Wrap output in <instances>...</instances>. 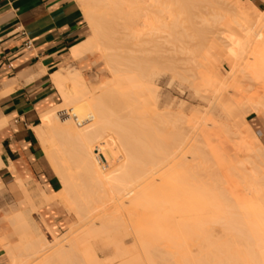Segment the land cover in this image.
Listing matches in <instances>:
<instances>
[{"label": "bare ground", "instance_id": "obj_1", "mask_svg": "<svg viewBox=\"0 0 264 264\" xmlns=\"http://www.w3.org/2000/svg\"><path fill=\"white\" fill-rule=\"evenodd\" d=\"M79 1L93 34L69 55L100 52L111 79L92 91L79 69L62 67L52 79L63 107L44 111L37 128L56 146L58 196H72L79 219L50 242L14 214L17 243L7 246L9 264H242V258L264 264V144L246 119L264 116V10L240 0ZM213 5L229 9L234 25H210ZM218 36L226 51L252 54L242 70L232 59L224 78L213 72L206 45ZM195 49L209 63L207 73L198 70ZM163 74L169 85L178 82L183 93L188 87L207 103L193 124L183 100L174 110L173 98L158 105L154 80ZM243 75L258 92L249 85L253 95L236 100L227 87ZM109 200L116 213L109 203L112 213L99 214ZM130 236L141 252L127 248ZM97 239L115 249L106 261L95 254Z\"/></svg>", "mask_w": 264, "mask_h": 264}, {"label": "crops", "instance_id": "obj_2", "mask_svg": "<svg viewBox=\"0 0 264 264\" xmlns=\"http://www.w3.org/2000/svg\"><path fill=\"white\" fill-rule=\"evenodd\" d=\"M248 1L264 8V0ZM84 15L76 0H0V261L17 243L14 214L50 235L69 217L53 198L61 181L37 128L59 92L52 75L90 36Z\"/></svg>", "mask_w": 264, "mask_h": 264}, {"label": "rangeland", "instance_id": "obj_3", "mask_svg": "<svg viewBox=\"0 0 264 264\" xmlns=\"http://www.w3.org/2000/svg\"><path fill=\"white\" fill-rule=\"evenodd\" d=\"M78 3H79V5H80V7H81V9L83 10V13L85 14V11H84V6H83V4L79 1V0H76ZM238 1V0H237ZM247 1L248 0H240V3H242L243 2V4H245V2L247 3ZM218 6V5H217ZM217 6H215V5H213V6H209L210 8H212L213 9V7H215V8H217ZM208 6H206V9H204V11L205 12H208V13H212L213 11H215V9L214 10H212V9H210ZM221 7V6H220ZM217 8V10H216V14L217 15H219V16H217L216 14H215V16H214V18H212L213 16L212 15H209L208 16V19L210 20V25H213L215 28L217 27V28H219V29H221L224 25H226L225 26V28L227 29L229 26H232V25H234V23H231V21H232V19L234 18V15H232L233 13L228 9V11H227V9H223V7H221V8ZM223 10V12L221 11V10ZM219 10H220V13H218L219 12ZM260 10H264V8L263 9H260ZM212 11V12H211ZM226 12V13H225ZM225 15V16H224ZM85 16V15H84ZM212 16V17H211ZM224 16V17H223ZM86 17V16H85ZM223 17V18H222ZM218 18H220V20H218ZM86 20V23H87V25H88V28H89V32H90V36L93 34V30H92V28L90 27V25H89V22H88V19L86 18L85 19ZM218 20V21H217ZM226 23V24H223L224 22ZM232 22H234V19H233V21ZM232 24V25H231ZM220 25V26H219ZM224 28V27H223ZM222 28V29H223ZM222 36H218V37H216L215 38V40H214V45L212 44V43H209L208 42V44H206V45H208V47L210 48V51H211V54H212V57H210V58H213V61H211L212 59H209V63H213V65H210V66H212V69H213V72H219V74H220V76L221 77H226L227 76V74H228V72L230 71V64H231V62L233 61H238L237 63H240L241 65H239L240 67V69H241V66H242V64H246L247 62H249L251 59H252V54H251V50H248V51H245L243 54H241L242 55V57H240L241 55H239V56H236L235 55V52L234 51H232L231 49L229 50V51H226V50H228L227 48V46L226 45H224L225 46V48H224V46L223 45H221L223 42H221L222 40V38H221ZM217 38H219V40L217 39ZM218 41H220L221 42V44H218L219 42H217V40ZM219 45H217V44ZM213 45V46H212ZM221 45V46H220ZM221 48V49H220ZM224 48V49H223ZM226 49V50H225ZM218 52H217V51ZM222 50H225L224 51V53H223V51ZM195 52H197V54L195 53ZM226 52V53H225ZM231 53V54H229L228 55V53ZM194 54H196V60H197V62L200 64L201 63V61H202V63H203V65H201L200 64V67H199V69L198 70H200L201 68V70L200 71H202V70H205V68L207 67L206 65L207 64H209L206 60H204V62H205V64H204V62H203V57L200 55V53L198 52V50L197 49H195V51H194ZM217 54V55H216ZM228 55V56H227ZM223 56V57H222ZM232 56V57H231ZM245 56V57H244ZM224 58V59H223ZM227 58H231L230 60H229V62H228V60L226 61V59ZM232 59H234V60H232ZM244 60V63H242L243 62V60ZM217 61V63H219L220 64V66L219 65H216V62L215 61ZM232 60V61H231ZM241 60H242V62H241ZM207 62V63H206ZM215 62V63H214ZM222 63V64H221ZM205 65V66H204ZM243 65V66H244ZM62 66H65V71H67V70H71V69H79L80 71H81V73H82V75L84 76V78L86 79V82H87V85L89 86V89L90 90H92V91H94V90H96V88H98V86H100V83H106L108 80H110L111 79V74L109 73V71H108V68L106 67V62H105V59L103 58V56L101 55V53L100 52H98V51H94L93 53H90V54H87L85 57H82V58H80V59H67L60 67H62ZM202 66V67H201ZM205 68H204V67ZM219 66V67H218ZM242 66V67H243ZM211 68V67H210ZM210 68H209V65H208V67L206 68V69H209L210 70ZM215 68V69H214ZM211 69V70H212ZM209 70H205V72L204 73H207ZM215 70V71H214ZM242 70V69H241ZM215 72V73H216ZM240 73H243V72H240ZM244 74V73H243ZM239 75V74H238ZM241 76V75H240ZM242 77H244L245 79H244V81L243 80H241L242 78L240 77V78H238L237 77V80L239 81V80H241L242 81V83L241 84H243L244 83V88L246 89H243V87L241 88L240 86L241 85H239V84H237V83H235L234 84V79H232V82H231V80H230V82H229V85H228V87H227V89H228V91H230V93H233V89H234V93H235V95H236V93H237V95L235 96L234 94V96H233V98L234 97H238V98H234V99H236V100H243L242 98H241V96H242V94L244 93V92H246V94L245 95H247V96H251V95H253V91H251L252 92V94L250 95H248L247 93H249V91H250V89H249V85H251V87L253 86V88H255L256 89V91H255V89H253L256 93L258 92L257 91V89L258 88H256V84H254L253 82L252 83H250L251 82V80H249L247 77H246V75H243ZM247 78V79H246ZM250 81V82H249ZM70 82H68V83H66V85L68 86V88L70 87L71 88V86H72V84L70 83ZM154 83L156 84V86H157V88H158V94H159V97H158V101H159V106H164L165 104H166V102H167V100L168 101H170V99H172V101H173V103H175V104H173L174 106H172V110H174V108L175 109H177V106H178V104H179V102L180 101H184L185 102V104H184V106H183V110H184V114L186 115V119H188V120H190V121H188V123H190V125L191 124H193V120L195 119V118H197V117H199L200 116V114H197V110H204L206 107H207V103L206 102H204L203 100H199V98H196L193 94H192V91L187 87V88H184L183 90H184V93H183V91L181 90V88L179 87V83L178 82H176L175 84H172V85H169L168 83H167V76L165 75V74H163V75H159L158 77H156L155 78V80H154ZM233 84V86H236V84H237V87L235 88V87H233V86H231ZM71 85V86H70ZM238 85H239V89H241V91L242 92H239V89H237L238 88ZM246 85H248L247 87H246ZM172 86V87H171ZM255 86V87H254ZM232 87L233 89H230V88ZM250 87V88H251ZM69 88V89H70ZM236 89V90H235ZM232 90V91H231ZM100 91V90H99ZM248 91V92H247ZM240 94H241V96H240ZM244 95V94H243ZM56 96H57V99L55 100V104L53 105V107L54 108H56L57 109V106L58 105H61L60 107H63V99H62V97H61V95L59 94V92L58 91H56ZM247 96H245V97H247ZM107 100V99H106ZM116 100V99H115ZM114 100V101H115ZM116 102L117 103H115L114 102V105L116 106V105H118V109H121L120 108V105L118 104L119 103V101H118V99L116 100ZM176 105V106H175ZM203 105V106H202ZM206 105V106H205ZM114 106V107H115ZM197 106H199L198 107V109H197ZM60 107H58V109L60 108ZM202 107V109H200ZM117 107H115V109H116ZM196 108V109H195ZM66 109H67V106H66ZM193 110H194V112H193ZM195 111H196V113H195ZM63 116H65V115H63ZM62 116V117H63ZM61 117V116H60ZM246 119H247V121L249 122V124L252 126V128L258 133V136H259V138L261 139V141L263 142V144H264V116L263 115H260V116H258V115H256V114H247V116H246ZM71 123L74 125V126H76L75 125V122L73 121V119H71ZM187 123V124H188ZM77 128H80V127H77ZM258 130V131H257ZM262 130V131H261ZM263 135V136H262ZM98 144V143H97ZM96 143H94V145H93V147L95 146V145H97ZM49 145V146H48ZM48 145H47V148H49V149H47V148H45V152H46V156H47V159H48V161L49 162H51V164H52V166H53V171H54V173L57 175V177L59 178V176H58V174H57V168L54 166V153H55V144H53V143H51L50 141H49V143H48ZM52 146V147H51ZM54 146V147H53ZM117 152H121L122 154H119V153H117L116 154V156H118L119 157V160H122L123 159V157H122V155H124L123 154V151L121 150H116ZM52 153V154H51ZM116 153V152H115ZM52 155V156H51ZM241 155V153H239V156ZM242 156V155H241ZM240 156V158H242ZM52 159V160H51ZM52 161H53V163H52ZM107 168H108V166H107ZM106 168V169H107ZM71 170V174H73V175H76V170L75 169H70ZM59 180H60V178H59ZM61 181V180H60ZM63 189V184H62V182H61V190ZM60 190V191H61ZM59 191V192H60ZM58 194L59 193H57L56 195H54L55 197H56V199H57V201L56 200H53V201H56V202H58V203H60L66 210H67V212H68V214H69V217H67V218H65L64 219V224L58 229V231H57V234L56 235H50V234H47L46 232H48L49 230H48V228L46 227V226H43V228H42V226H41V228L43 229V234H44V236H45V238L48 240V241H50V242H52L53 240H54V236H57V237H60V236H62V235H65V233H66V231L69 229V227H70V225L71 224H73V223H76L78 220H77V218H78V216L76 217L75 215H76V210H75V206H74V204H73V202H71V204H70V201L72 200V196L69 198V196H67V194L66 193H63V194H61L60 196H58ZM67 198H69L70 199V201L67 199ZM101 200H104L105 201V199L104 198H102ZM73 201V200H72ZM110 201L111 200H109V201H107V205L106 206H108V208H106L105 210H107V211H105V210H103L102 209V207H100L101 206V203L100 202H97V203H95V205H94V207H97V208H99V209H101V210H99V209H97V211L99 210V214H101V213H105V212H107V213H116V205L115 206H112V204L113 203H110ZM112 202V201H111ZM68 203V204H67ZM100 203V204H99ZM111 205H110V204ZM73 204V205H72ZM116 204V203H115ZM70 205H71V207H70ZM98 205V206H97ZM109 205H110V207H109ZM74 207V208H73ZM71 208V209H70ZM112 210V212H111V210ZM114 208V209H113ZM109 209V210H108ZM72 210V211H71ZM97 211H95V212H97ZM103 211V212H102ZM119 211L120 212H123L121 209H119ZM82 212V211H81ZM85 212H87V211H85ZM93 212V211H92ZM91 212V213H92ZM95 212H93L94 213V215H97ZM83 213V212H82ZM92 213V214H93ZM79 219V218H78ZM13 228H14V226H13ZM15 229V228H14ZM15 231V230H14ZM16 233V232H15ZM49 233V232H48ZM215 238H218V236H214V239ZM135 242V240L133 239V237L132 236H130V238L128 239V241H127V244H126V246H127V248L128 249H132V250H135V251H140L141 252V249L139 248V247H137V246H135L136 245V242ZM106 243H104V242H102L100 239H97L94 243H93V247H94V250H95V254L97 255V257L99 258L98 260L100 261V260H104V261H106V260H108L109 258H111L112 257V255L114 254V252H115V249L113 248V247H106V245H105ZM133 244V245H132ZM139 249V250H138ZM37 261V260H36ZM241 261H249V260H245L244 258H242V260ZM241 261H238V262H240V263H242L243 264V262H241ZM10 263V261H0V264H9Z\"/></svg>", "mask_w": 264, "mask_h": 264}, {"label": "built area", "instance_id": "obj_4", "mask_svg": "<svg viewBox=\"0 0 264 264\" xmlns=\"http://www.w3.org/2000/svg\"><path fill=\"white\" fill-rule=\"evenodd\" d=\"M24 46H25L26 48H30V46H31V42H30V41H26V42L24 43Z\"/></svg>", "mask_w": 264, "mask_h": 264}]
</instances>
